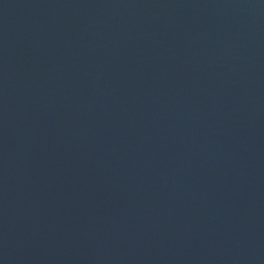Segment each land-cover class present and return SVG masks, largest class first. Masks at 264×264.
I'll use <instances>...</instances> for the list:
<instances>
[{"label":"water","instance_id":"95a60500","mask_svg":"<svg viewBox=\"0 0 264 264\" xmlns=\"http://www.w3.org/2000/svg\"><path fill=\"white\" fill-rule=\"evenodd\" d=\"M0 264H264V0H0Z\"/></svg>","mask_w":264,"mask_h":264}]
</instances>
